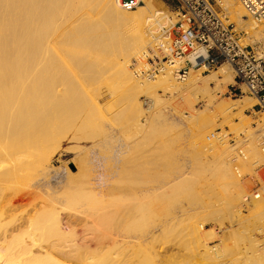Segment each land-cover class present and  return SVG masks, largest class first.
Returning a JSON list of instances; mask_svg holds the SVG:
<instances>
[{"label":"bare ground","instance_id":"1","mask_svg":"<svg viewBox=\"0 0 264 264\" xmlns=\"http://www.w3.org/2000/svg\"><path fill=\"white\" fill-rule=\"evenodd\" d=\"M141 1L144 5L126 10L119 0H0V264H189V246L199 264H225L230 251L222 243L209 245L215 232L206 228V217L184 227L174 218H159L160 199L183 195L199 202L191 178L179 179L169 194L159 193L167 177L146 172L157 169V162H140L133 172L124 169L125 145L109 151L121 136L116 137L114 124L125 125L123 116L135 131L149 119L150 124L167 121L168 113L158 105L168 94L179 103L172 113L187 120L194 117L199 93L205 94L206 106L214 102L212 81L217 88L233 82L229 68L222 66L211 75L190 68L183 82L169 70L150 80L136 76L131 59H139L149 44L153 32L147 30L157 31L146 12L152 3ZM225 9L245 30L259 28L249 21L241 0H225ZM200 53L197 48L186 59L193 63ZM103 85L126 93L115 99L124 108L113 112L114 105L97 102ZM139 95L147 98L144 109ZM251 103L242 97L217 102L216 108L226 120ZM216 117L211 115L212 121ZM194 119L189 135L201 142L203 153L219 157L230 151L223 134L205 141L209 119ZM96 123L104 129L103 140L94 141ZM261 127L264 131V114ZM67 138L74 145L64 150ZM64 157L75 170L61 161ZM224 161L218 170L231 189L226 200L231 221L245 215L241 203L248 212H262L264 189L263 196L244 202L233 164H249V158L238 160L236 154ZM141 174H146L142 186L122 187L113 195L114 184ZM172 232L183 252L179 256L160 248ZM249 264L264 261L254 256Z\"/></svg>","mask_w":264,"mask_h":264},{"label":"rangeland","instance_id":"2","mask_svg":"<svg viewBox=\"0 0 264 264\" xmlns=\"http://www.w3.org/2000/svg\"><path fill=\"white\" fill-rule=\"evenodd\" d=\"M130 1L131 0H125L127 3ZM149 1L152 3L153 8L146 10L148 16L153 14L154 11L162 12L170 16L169 11L176 6L174 0ZM212 1L220 2L221 13L226 17L229 23L233 24L236 31L240 33L243 44L257 50L264 60V19L256 21L246 12L249 21L257 22L259 28L255 31L245 30L244 25L241 27L232 21L231 15L225 9V0ZM140 5H144V2L141 1ZM149 45L150 41L145 50ZM118 58H122V56L120 55ZM133 60L134 59H131L132 62ZM220 66L229 68L233 82L225 86L222 85L221 88H217L215 82L210 81V89L214 95V102L212 104L206 106L204 101L205 94L199 93V100L195 103V109L192 113L194 117L182 120L176 113L173 114V111H171V107L177 106L179 103L171 100L169 95L166 94L162 97L164 100L158 105V108L168 113L167 121L160 120L150 124L151 119H149L144 129L135 131L134 126H131L132 123L126 121V117L123 116L121 121L124 122L125 125L114 124V131L117 133L116 137H118L119 134H121V136L117 138V141H112V148L109 151L113 152L119 145H125L126 160L124 169H131L133 172L137 170L136 166L140 162L145 164L148 162H157V164H159L157 169L149 168L146 172L155 175L154 173L157 171L161 178L167 177L166 180L168 184L160 186L161 188L158 190L159 193L167 192L169 194V187L179 179L185 177L191 178L190 180L199 202L196 201L193 203L190 201L189 196L183 195L174 197L175 199L170 196L171 200L160 199L158 202L160 220L167 221L174 218L175 221H181V225L184 227V225L188 226L189 222L197 218L206 217V219H208L206 228H212L215 232V237L212 241H209V245L217 246L219 243H222L226 245L230 251L225 258V264H249L250 259L254 256H260L264 261V210L259 214L251 213L247 211L246 204L241 203V210L245 215L237 221L232 222L231 217L226 213L227 194L231 189H227L226 181L222 179L218 169L221 168L222 161L226 158H234L237 154V150H241L243 156L237 155V159L241 160L247 157L250 161L249 164L247 163L242 166L236 162L233 164L238 167V175L235 174L243 187L244 196L249 197L248 201H251L252 198L250 199V197L254 194L263 196L264 131L261 127V117L264 112L255 108L256 100L248 94L244 86L234 83V73L231 68L225 63ZM218 68L219 66L204 73L200 70L199 73L201 75H211L217 71ZM159 94H163V92L159 91ZM123 95H126V93H124L122 89L111 92L107 89L106 85H103L99 90L97 102H99L100 105L104 104V107L108 104L114 105L113 112H115L125 106L123 102H115L117 97ZM242 97L251 98V106L244 109L241 113L233 114L226 120L222 119L217 112V102L232 101ZM146 101V96L139 95V102H141L143 109L146 108ZM214 114L217 117L212 121L211 115ZM145 117H148V113L145 114ZM81 118L82 117H80V119ZM173 118L176 123L171 122ZM194 118H198V120L199 118L202 120L209 119L211 121L205 129L204 135L206 142H212V139H207L212 133L223 134L230 151L219 157L217 155L212 156L213 154L203 153L200 146L201 142L199 140L193 141L189 135V130L195 123ZM80 119H78L76 123H78ZM96 125V133L93 134L94 141L103 140L105 135L102 136L101 133H103L104 129L99 123H96ZM152 127H156L155 134L151 132ZM73 145V141H71L70 138L63 140L62 147L64 150L71 148ZM61 161L67 162L68 168L75 170L74 163L68 164L70 161L69 157L68 159L64 157ZM58 165L57 163L54 164V166ZM169 172L173 175H168ZM130 178V182L122 180L119 184H114L118 186V189H114L113 195H115L114 192L122 187L142 186L146 181V174H141V177L133 175L130 176ZM177 231L180 234H185V231L182 232V228H178ZM174 236H176V232L169 234V238L166 240L169 241L167 244H161V240L160 248L164 249L168 247L173 253H176L175 255L179 256L183 252L178 246V239L173 238ZM190 241L189 237V242ZM190 247L191 246H189V264H199L197 257L192 253L194 247Z\"/></svg>","mask_w":264,"mask_h":264},{"label":"built area","instance_id":"3","mask_svg":"<svg viewBox=\"0 0 264 264\" xmlns=\"http://www.w3.org/2000/svg\"><path fill=\"white\" fill-rule=\"evenodd\" d=\"M119 1L126 10L141 4L135 0ZM174 1L176 6L169 11L170 16L158 11L149 16V22H154L153 28L157 31H148L153 32L149 34L150 45L139 59L133 60L132 72L150 80L169 70L177 81L183 82L190 68L204 73L225 63L234 73V83L244 86L256 100L255 108L264 112V60L257 50L243 44L240 33L221 13L220 2ZM241 5L256 21L264 19V0H241ZM197 48H201L202 53L191 63L186 58ZM219 135L212 133L207 139L216 140ZM237 155L243 156L242 151L237 150ZM248 200L249 197H244V202Z\"/></svg>","mask_w":264,"mask_h":264}]
</instances>
